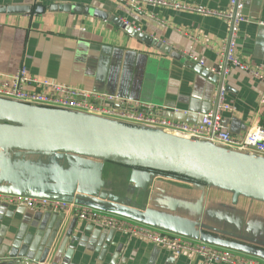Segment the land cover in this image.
<instances>
[{
  "label": "crops",
  "instance_id": "1",
  "mask_svg": "<svg viewBox=\"0 0 264 264\" xmlns=\"http://www.w3.org/2000/svg\"><path fill=\"white\" fill-rule=\"evenodd\" d=\"M171 1L227 11L231 0ZM37 2L46 8L39 15L0 12V82L25 67L38 78L159 106L164 117L191 125L212 109L223 82L233 108L224 122H236L233 136L241 138L252 126H264V80L232 69L214 83L206 71L196 70L208 71L220 61L229 31L225 21L158 7L135 13L109 0H0V9ZM55 4L82 6L89 14L50 12ZM95 11L173 48L181 60L115 22L95 17ZM244 14L248 21L240 28L238 53L244 62L264 69V0H246ZM186 52L200 64L187 61ZM174 109L180 112L173 114ZM115 185L124 194L110 192ZM26 189L62 198H95L106 212L125 208L135 214L128 219H142L151 228L264 262V202L246 196L236 200L228 189L89 158L29 153L7 157L0 150V192ZM0 264L205 263L72 215L33 212L0 201Z\"/></svg>",
  "mask_w": 264,
  "mask_h": 264
},
{
  "label": "built area",
  "instance_id": "2",
  "mask_svg": "<svg viewBox=\"0 0 264 264\" xmlns=\"http://www.w3.org/2000/svg\"><path fill=\"white\" fill-rule=\"evenodd\" d=\"M109 1L125 6L135 13H143L147 7H158L215 17L225 21L229 31L220 48V61L215 66L208 68V71L224 79L232 69H239L256 79L264 80V69L244 62L238 53L240 28L243 23L248 21L244 14L246 0H231L227 11L211 10L171 0ZM183 57L189 62L200 64L199 58L191 52L184 53ZM227 96V86L222 82L214 95L212 109L202 115L197 124L191 125L174 118L164 117V109L159 106L38 78L30 74L25 67L10 76L9 80L0 82V99L97 116L124 125L205 141L216 146L264 158V126L254 125L245 136L234 137L224 122L225 113L233 110L228 103ZM260 103L264 106V95L261 97ZM178 112L180 111L177 109L173 110V114ZM0 201L24 207L33 212L72 215L80 221L93 223L103 229L140 238L170 251L175 256H198L205 264H264L253 257L220 249L176 234H169L117 214L77 204L74 201L4 192H0Z\"/></svg>",
  "mask_w": 264,
  "mask_h": 264
},
{
  "label": "water",
  "instance_id": "3",
  "mask_svg": "<svg viewBox=\"0 0 264 264\" xmlns=\"http://www.w3.org/2000/svg\"><path fill=\"white\" fill-rule=\"evenodd\" d=\"M42 2L35 6H9L0 9L8 15L42 14ZM50 12L88 15L82 6H50ZM95 17L115 22L123 30L181 60V54L162 42L140 34L122 21L99 11ZM192 65V63L190 64ZM194 65V64H193ZM206 71L214 83L220 78ZM234 133V121H225ZM0 150L12 153L64 154L89 158L103 163L125 165L135 169L177 175L206 186L231 190L235 199L246 196L264 202V158L244 154L212 143L188 139L158 130L124 125L97 116L48 109L0 99ZM21 195L76 202L104 211L105 205L95 198L79 195L62 198L49 192L24 190ZM4 192V191H1ZM8 193V192H5ZM11 194V193H10ZM106 212V211H105ZM122 217L131 218V210L121 208ZM117 213V215L119 214ZM120 216V215H119ZM143 221L140 219V223Z\"/></svg>",
  "mask_w": 264,
  "mask_h": 264
},
{
  "label": "rangeland",
  "instance_id": "4",
  "mask_svg": "<svg viewBox=\"0 0 264 264\" xmlns=\"http://www.w3.org/2000/svg\"><path fill=\"white\" fill-rule=\"evenodd\" d=\"M112 188L109 189L110 192H114V193H123L121 190H120V187H118L117 185L114 186H111ZM124 194V193H123ZM118 195H121V194H118Z\"/></svg>",
  "mask_w": 264,
  "mask_h": 264
},
{
  "label": "trees",
  "instance_id": "5",
  "mask_svg": "<svg viewBox=\"0 0 264 264\" xmlns=\"http://www.w3.org/2000/svg\"><path fill=\"white\" fill-rule=\"evenodd\" d=\"M160 173V172H159ZM168 175H170V176H177V175H172V174H168ZM177 177H179V176H177Z\"/></svg>",
  "mask_w": 264,
  "mask_h": 264
}]
</instances>
